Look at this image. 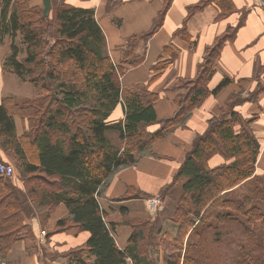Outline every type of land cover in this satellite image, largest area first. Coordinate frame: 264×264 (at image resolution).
Here are the masks:
<instances>
[{"label":"trees","instance_id":"trees-1","mask_svg":"<svg viewBox=\"0 0 264 264\" xmlns=\"http://www.w3.org/2000/svg\"><path fill=\"white\" fill-rule=\"evenodd\" d=\"M208 1L187 7V15ZM42 7L0 0V42L10 37L3 68L38 92L35 98L4 96L0 101V146L12 154L23 184L19 188L0 174V264H13L8 254L22 234L32 238L31 218L48 216L60 203L67 214L47 237L70 228L89 232L83 244L59 253L68 264H156L150 262L152 247L162 264H264V175L254 173L260 147L231 102L194 138L173 177L171 185L181 190L170 216L177 225L174 235L164 231L155 243V223L129 218L122 209L131 234L121 249L113 236L116 224L107 222L98 201L115 171L135 163L137 155L152 154L155 140L184 127L203 98L226 84L228 78L214 90L207 85L223 36L206 47L195 77L175 85L181 90L174 97V113L158 118L157 93L121 85L119 74L126 67L115 65L105 51L93 9L54 0L44 16ZM180 32L188 38L184 25ZM139 36L125 41L129 66L142 60L129 59ZM119 102L123 119L111 122L108 117ZM15 116L22 122L21 134ZM153 123L159 127L147 129ZM110 130L118 132L121 146L107 137ZM214 155L226 162L211 167ZM129 196L127 189L118 199Z\"/></svg>","mask_w":264,"mask_h":264},{"label":"crops","instance_id":"crops-1","mask_svg":"<svg viewBox=\"0 0 264 264\" xmlns=\"http://www.w3.org/2000/svg\"><path fill=\"white\" fill-rule=\"evenodd\" d=\"M27 1L31 5L43 6L42 0ZM49 1L51 9L54 0ZM63 1L93 9L94 18L105 38V51L115 65L126 67L119 74L121 85L131 88L145 86L157 93L159 98L153 107L158 118L169 117L174 113V97L181 90L175 85L179 80L195 77L206 47L211 46L218 37L223 36L225 39L207 85L209 90H214L222 79L228 78L226 84L203 98L191 111L184 127L171 129L165 136L155 140L150 147L152 154L137 155L135 163L115 171L98 197L107 222L116 224L113 236L119 248H125L131 234V227L123 222L122 209L129 218L152 220L147 199L159 197L164 188L170 187L194 138L205 131L210 118L218 116L228 107V102L232 103L234 111L247 119L259 143L254 173L264 175V0H211L189 15L187 7L197 5L202 0H169L167 5V0ZM183 25L188 38L180 32ZM133 35L141 36L134 42L135 50L130 53L129 59L142 57V60L135 66H129L124 59L127 49L125 41ZM9 45L10 37L5 35L0 42V101L4 96L31 98L37 95V90L31 89L27 83L21 82L11 71L3 68ZM23 57L24 52H20L18 58ZM157 66L161 67L158 71L155 69ZM235 94L240 96L234 97ZM123 116L122 102H119L108 120H122ZM14 120L16 132L21 134L22 122L18 116ZM158 127L156 123L147 125L151 131ZM237 129L238 125L235 126ZM106 135L119 145L118 132L110 130ZM3 151L0 146V158L5 161ZM224 162L226 160L223 157L214 155L208 163L214 167ZM14 183L23 188L22 181L21 184ZM168 188L165 191L168 196L164 198L169 199L172 189L169 191ZM127 189H130V196L118 199ZM162 204L160 208L167 210L169 203L167 207ZM168 211L173 210L169 208ZM171 212L165 213V217L170 219ZM66 214L67 208L60 203L48 216H33L32 238L22 234L13 244L8 254L9 260L13 264L55 263L56 258L46 256L49 246L55 251L57 248L66 250L83 244L89 232L76 228L53 233L50 237L39 236L41 229L47 230V233L57 219ZM166 220L153 221L158 237L164 231L170 235L176 232L175 223L171 219L172 222ZM92 258L88 256L87 260ZM156 260L150 257V262Z\"/></svg>","mask_w":264,"mask_h":264},{"label":"rangeland","instance_id":"rangeland-1","mask_svg":"<svg viewBox=\"0 0 264 264\" xmlns=\"http://www.w3.org/2000/svg\"><path fill=\"white\" fill-rule=\"evenodd\" d=\"M27 85L29 86V87H31V89H33L34 87L31 85H29L28 83H27ZM38 93V92H37ZM238 96H240V95H238V94H235L234 95V97H238ZM35 97H37L36 95H34L33 97H31V98H35ZM240 98V97H239ZM230 102H228L227 103V106H228V104H229ZM226 109V108H225ZM224 110V109H223ZM108 136H110V135H108ZM112 137L113 138H115V135H112ZM112 139V138H111ZM116 139V138H115ZM116 141V140H115ZM121 143H119V145H120ZM117 145H118V142H117ZM121 146V145H120ZM4 152V155H5V158L6 159H4L5 161L4 162H8V163H10L13 167H14V170H15V176L13 177V179H11L13 182H16L17 184H21V179L19 178V174H18V171H17V169H16V166H15V161H14V159H13V156H12V154L11 153H9V152H7L6 150H4L3 151ZM2 158H0V161H3V160H1ZM15 184V183H14ZM16 185V184H15ZM172 186V187H171ZM22 187H23V184H22ZM172 189V190H171ZM168 190L170 191V196H169V199H168V197L167 198H164V196H168V194H166V193H163V195H162V198H164V199H160V200H163V201H161L160 202V205H159V207L156 209V211H154V212H152V213H150V216L152 217V221H162L163 219H167L166 221H171L169 218H167V217H165V213H168V212H171V211H168V209L170 208V210L172 209L173 211L171 212V213H173L174 212V210H175V203H174V199H176V198H178V196L180 195V192H181V190H180V185L179 184H173V185H170V187L168 188ZM161 194V193H160ZM166 194V195H165ZM165 201V202H164ZM168 201V202H167ZM171 202V203H170ZM162 203H164V207H167V203H169V206H168V208H167V210L165 209H162V208H160V207H162ZM161 209H162V211H161ZM158 215V218H156V216ZM172 215V214H171ZM170 215V216H171ZM153 218H156V219H153ZM172 222V221H171ZM174 226H176L177 227V225L176 224H174ZM47 231V230H46ZM49 231V230H48ZM176 231V230H175ZM46 235V234H45ZM154 236H155V243H157V241H160L161 239V236L160 237H158V235H156V232H155V234H154ZM50 237V236H49ZM47 248V247H46ZM46 248H44L45 250H46ZM48 252H46V256H47V258H50V257H54V258H56V262L55 263H53V264H67V260L65 259V258H62V257H60V256H58L59 255V253L60 252H64V250L62 249H59V248H57V250L55 249V251H54V248L52 247V246H49L48 247V250H47ZM154 251V252H153ZM159 252L157 251V250H155L154 249V247H152V249L150 250V252H149V257H152L153 259L154 258H157V255H159L158 254ZM41 258H42V256H41ZM157 262H159L158 264H162V262H161V258L160 257H158L157 258V260L155 261V263L157 264Z\"/></svg>","mask_w":264,"mask_h":264},{"label":"built area","instance_id":"built-area-1","mask_svg":"<svg viewBox=\"0 0 264 264\" xmlns=\"http://www.w3.org/2000/svg\"><path fill=\"white\" fill-rule=\"evenodd\" d=\"M264 5V3H263ZM264 148V146H263ZM0 174L2 176L8 177L10 179H13V177L15 176V170L14 167L8 163V162H4V161H0ZM160 198L157 196H154L152 198L147 199V209L150 213L156 211V209L159 207L160 205ZM46 234V231L41 229L39 231V236H44Z\"/></svg>","mask_w":264,"mask_h":264},{"label":"water","instance_id":"water-1","mask_svg":"<svg viewBox=\"0 0 264 264\" xmlns=\"http://www.w3.org/2000/svg\"><path fill=\"white\" fill-rule=\"evenodd\" d=\"M42 1H43L42 14L46 16L49 13L50 1L49 0H42Z\"/></svg>","mask_w":264,"mask_h":264}]
</instances>
